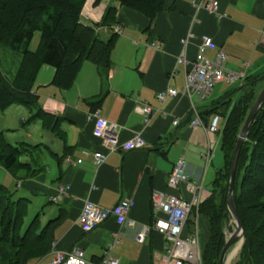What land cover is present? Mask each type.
Wrapping results in <instances>:
<instances>
[{"label": "crops", "instance_id": "0c3cea01", "mask_svg": "<svg viewBox=\"0 0 264 264\" xmlns=\"http://www.w3.org/2000/svg\"><path fill=\"white\" fill-rule=\"evenodd\" d=\"M209 1H218L220 12L226 14V18L219 20L206 11L196 12L194 0H167L165 9L151 28L148 18L121 7L117 1L102 0L97 7L96 0L86 1L81 18L86 26L100 22L109 6L118 8V25L113 28L118 32V42L109 72L85 62L73 86L63 90L51 85L56 70L43 66L34 86L40 108L60 119L71 150H67L62 137L45 129L41 121L27 123L35 111L23 106L0 111V132H4L8 141L10 135H19L24 140L14 145L20 142L40 145L38 159L46 170L19 183L14 177H3V182L7 186L9 180L15 182L20 196L29 199L30 205L37 208L35 216L41 215L43 225L59 219L53 228L52 249L71 251L79 248L90 262L99 263L115 235H119L120 243L112 252L119 264H155L164 252L165 238L153 230L154 192L161 191L186 201L191 199L186 184L182 183L177 189L168 186L169 176L181 158L187 161L189 180L203 184L205 199L210 195V187L206 188L204 184L209 167L215 166L216 154L221 151V134L211 136L203 128L191 127L194 118L192 101L201 114L223 96L216 94L220 92L217 88L224 83L218 84L207 100L195 97L191 101L183 94L170 99L161 108L164 114L154 116L148 127L144 126L140 105L143 102L158 107L157 94L168 88L182 92L185 72L177 65V58L182 52V40L190 32L194 38L188 49L189 61L195 60L201 37L209 36L216 43V48L206 54L209 58H214L221 50L228 56V70L243 72L247 66V77L264 74V0ZM100 34L109 38L113 32L101 29ZM154 42L159 43V48L152 45ZM17 59L19 65L20 59ZM17 69L6 75L12 77ZM244 82L231 85L230 89ZM100 99L103 102L97 110L104 120L120 127L121 141H130L142 132L147 147L111 154L98 167L85 153L93 154L102 149L101 141L94 136L95 123L88 120V114L95 111L91 103ZM176 119L179 124L174 126ZM223 124L225 122L221 127ZM211 141H214L212 159L206 165L202 153ZM68 151L74 161L82 159L83 163L68 165L64 162L60 166L59 158ZM61 186H67L68 192L54 203L52 198L57 196ZM123 200L135 203L130 213V218L136 222L134 228L119 226L114 218L90 231L79 225L78 219L87 204L112 209ZM197 221L204 245L209 237L208 222L200 215ZM195 222L193 220V224ZM145 228L150 231L141 244L137 237ZM229 233L226 232L227 236ZM52 258L51 251L31 264H50Z\"/></svg>", "mask_w": 264, "mask_h": 264}, {"label": "trees", "instance_id": "16d2710c", "mask_svg": "<svg viewBox=\"0 0 264 264\" xmlns=\"http://www.w3.org/2000/svg\"><path fill=\"white\" fill-rule=\"evenodd\" d=\"M87 0H0V50L7 48L19 55L16 73L7 76L0 64V111L12 106H23L36 112L27 121H41L66 143V133L61 129L60 119L39 106L34 93L38 74L43 66H51L56 72L53 86L70 89L82 65L92 63L109 72L112 54L118 42V8L109 6L101 21L86 26L82 12ZM121 7L142 14L150 21V28L166 7L167 0H114ZM102 0H96L99 6ZM112 31L103 38L100 30ZM40 33L36 51L31 43ZM263 83V85H262ZM264 89V74L247 77L245 82L228 90L209 105L200 115L207 124L210 117L219 115L225 121L221 134V151L225 160L216 172L210 195L199 208L200 217L208 222L209 237L203 247L204 264H219L233 220L228 206L230 173L239 136L245 122ZM103 100L91 103L97 110ZM40 145L20 142L10 143L0 133V167L9 172L19 183L22 179L35 178L46 170L41 164ZM70 151L59 158L65 162ZM27 160L22 161L23 158ZM234 204L243 221L247 237L234 264H264V103L252 123L242 146L237 166ZM30 200L17 198L15 193L0 183V264H31L49 254L55 241L54 225L57 220L43 225L37 214L26 225ZM193 215L196 212L193 211ZM189 220L188 229H193Z\"/></svg>", "mask_w": 264, "mask_h": 264}, {"label": "built area", "instance_id": "2783aa9c", "mask_svg": "<svg viewBox=\"0 0 264 264\" xmlns=\"http://www.w3.org/2000/svg\"><path fill=\"white\" fill-rule=\"evenodd\" d=\"M193 6L196 12L206 11L210 15L216 16L219 20L226 18V14L220 12L218 1L194 0ZM194 34L190 32L182 40V52L177 58V65L181 66L185 72V82L182 92L174 88L161 91L156 96L158 107L140 102L142 114L144 116V126L148 127L152 118L157 114H164L161 110L167 101L178 98L181 94L187 96L191 101L195 97L207 100L218 84H237L246 80V71L235 72L226 68L228 56L219 50L214 58H209L208 51L216 48V43L209 36H202L198 47L197 56L194 61L188 60V49ZM154 47L159 48V43L154 42ZM176 73V72H175ZM194 118L192 128H203L209 135L215 136L221 131L223 119L219 115H213L211 122L206 124L193 101ZM88 120L94 122V136L101 141V150L93 154L85 153L92 158L96 166L103 165L107 158L117 152H129L141 150L147 147L146 139L142 132L133 139L122 142L120 138V127L112 122L104 120L99 110L88 114ZM179 124V120H174V126ZM214 141L206 146L202 153V159L208 165L212 159ZM65 162L68 165H80L82 159L74 161L71 156H67ZM186 184V189L191 196L189 201L173 195H167L161 191L153 194V210L155 222L153 230L165 238L164 252L157 258L155 264H204L203 247L200 240V228L198 224L199 208L204 202V190L202 183H195L189 180L187 174V161L181 158L175 165L168 179V186L177 189L181 184ZM67 186H61L57 196L52 198L54 203L59 202L68 192ZM134 201L123 200L112 209H102L93 204H87L78 219V223L84 230L90 231L103 224L105 221L114 218L119 226L134 228L136 222L130 218V213L134 207ZM193 211L196 215H193ZM196 220L193 229H188L189 220ZM150 229L145 228L137 237V241L143 244ZM120 243L119 235H115L112 243L108 245L101 262L92 263L86 258L82 249L76 248L71 251H59L52 249L53 258L50 264H119V260L113 257L112 252Z\"/></svg>", "mask_w": 264, "mask_h": 264}, {"label": "rangeland", "instance_id": "374dc122", "mask_svg": "<svg viewBox=\"0 0 264 264\" xmlns=\"http://www.w3.org/2000/svg\"><path fill=\"white\" fill-rule=\"evenodd\" d=\"M40 37H41L40 33H36L35 38L33 39L32 43H31V47H30L32 51H36L37 50V48L39 46V43H40ZM17 58H19V55H18L17 52H13V51H11V50H9L7 48H2L0 50V62H1V65H2V70L4 71L5 74H7V72H9L8 74H10L12 69L14 71V69H16V67H18V64L16 63V61L18 60ZM237 84H239V83H237ZM262 85H263V83H262ZM230 87H231L230 84H225V83L222 84L221 86H219V88H217V89L220 90V92L217 93L216 95H224L230 89ZM0 133H4V132H0ZM22 134H25V133H22ZM9 138H10L9 141H12L13 144L17 143L18 141L24 140L22 137L19 138V135H17V136L10 135ZM16 145H18V144H16ZM220 145H221V137H220ZM220 154L222 156L221 158H220ZM24 160H27V158L25 157V158L22 159V161H24ZM219 160L221 161V164H219ZM214 161H215V166L214 167H212V166L209 167L207 175H206L205 184H204V186H206V188L210 187V190L212 188L213 180L215 178L216 172L219 169H222L224 167V165H225V160H224L222 151H220V153L218 151V154H216V159ZM0 177H2V179L0 178V183L1 184L5 185L6 187H8L10 189L11 192L15 193L17 198L21 197L20 196L21 192L20 191L17 192L18 189L16 187L15 182L12 181V179L9 180V182H8L9 186L4 184L5 182H3L4 181L3 177H5V178L13 177L9 172H7L3 168L0 169ZM36 212H37V208H35L34 206L30 205L29 215L26 218V225H28L33 220V218L35 217ZM230 228H231V231L228 234V237L231 236V234L236 229V224H235L234 221L231 222ZM202 246H203V244H202ZM238 246H240V245L239 244L236 245V247H234V249H232V251L230 252L228 264H234L237 261L239 253H240V250H241V247H240L238 253H236L235 257L230 259V256L232 255V253L234 252V250Z\"/></svg>", "mask_w": 264, "mask_h": 264}, {"label": "water", "instance_id": "95a60500", "mask_svg": "<svg viewBox=\"0 0 264 264\" xmlns=\"http://www.w3.org/2000/svg\"><path fill=\"white\" fill-rule=\"evenodd\" d=\"M263 103H264V89L261 91L256 103L254 104L251 112L249 113V116L245 122L243 130L237 142L236 150H235L234 157H233L232 167H231L230 185H229V192H228V206H229L231 215L235 220L236 229L231 234V236L227 239L226 245L221 253L219 264H228L229 254L232 251V249H234V247H236V245L238 244L241 245L242 247L244 240L247 237L245 229H244L243 221L234 204L233 194L235 190L236 173H237V166H238V161L240 157V152L246 140L250 127L252 123L254 122L257 114L259 113Z\"/></svg>", "mask_w": 264, "mask_h": 264}, {"label": "bare ground", "instance_id": "6f19581e", "mask_svg": "<svg viewBox=\"0 0 264 264\" xmlns=\"http://www.w3.org/2000/svg\"><path fill=\"white\" fill-rule=\"evenodd\" d=\"M240 247H241V245L238 246V247L234 250V252H233L232 255L230 256V259L233 258V257H235V255H236V253H238Z\"/></svg>", "mask_w": 264, "mask_h": 264}]
</instances>
